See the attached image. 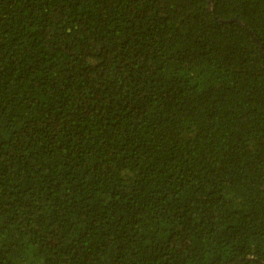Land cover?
Listing matches in <instances>:
<instances>
[{
	"label": "trees",
	"instance_id": "trees-1",
	"mask_svg": "<svg viewBox=\"0 0 264 264\" xmlns=\"http://www.w3.org/2000/svg\"><path fill=\"white\" fill-rule=\"evenodd\" d=\"M0 264H264V0H0Z\"/></svg>",
	"mask_w": 264,
	"mask_h": 264
}]
</instances>
